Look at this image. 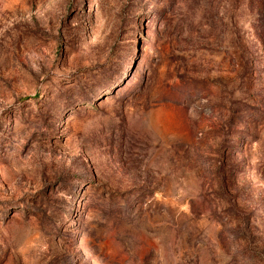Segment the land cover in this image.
<instances>
[{
  "label": "rangeland",
  "instance_id": "374dc122",
  "mask_svg": "<svg viewBox=\"0 0 264 264\" xmlns=\"http://www.w3.org/2000/svg\"><path fill=\"white\" fill-rule=\"evenodd\" d=\"M0 264H264V0H0Z\"/></svg>",
  "mask_w": 264,
  "mask_h": 264
}]
</instances>
